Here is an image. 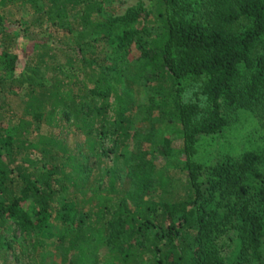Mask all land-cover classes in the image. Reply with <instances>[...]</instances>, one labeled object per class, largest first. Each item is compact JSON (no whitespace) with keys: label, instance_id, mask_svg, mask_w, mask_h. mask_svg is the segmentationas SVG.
<instances>
[{"label":"trees","instance_id":"16d2710c","mask_svg":"<svg viewBox=\"0 0 264 264\" xmlns=\"http://www.w3.org/2000/svg\"><path fill=\"white\" fill-rule=\"evenodd\" d=\"M2 1H41L32 24L42 34L0 15V229L11 219L67 237V264H264V132L208 163L192 158L237 110L264 118V0H155L154 32L133 8L106 12L105 0ZM140 76L150 104L138 100ZM192 80L206 108L179 100ZM149 109L158 120L141 135L134 123ZM69 133L83 135L86 154ZM105 137L123 166H101ZM150 152L188 155L180 187ZM48 218L59 230L47 231ZM31 248L26 264H44Z\"/></svg>","mask_w":264,"mask_h":264},{"label":"rangeland","instance_id":"374dc122","mask_svg":"<svg viewBox=\"0 0 264 264\" xmlns=\"http://www.w3.org/2000/svg\"><path fill=\"white\" fill-rule=\"evenodd\" d=\"M154 2L155 0H105L103 2V9L106 12L111 13L112 15L123 14L128 8H133L138 13L139 17L143 24L147 26L151 32H154V24L150 19L154 16ZM41 6V7H40ZM40 8H42V2L38 1V4L34 2H14L7 1L3 2L0 0V15H3L6 20L15 22L13 24L12 30L15 31V27L19 26H28L31 34L41 35L42 29L39 26L32 24L35 18L40 13ZM10 27V28H11ZM139 54L138 49L132 45L128 51V58L130 60L136 58ZM132 62L127 66L128 71L132 70ZM137 65V64H136ZM137 68H141L140 65H137ZM146 75H149V69H147ZM138 92L137 97L141 104H150V94L151 87L150 82L146 80L145 76H140L138 79ZM136 87V86H135ZM19 100L20 97L16 99L14 96L11 97V102L15 114H19ZM179 100L183 102L187 101H198L199 105L202 108H206L208 103L206 98L200 92L199 81L192 80L185 87L184 91L180 94ZM144 108V107H143ZM149 109V112L145 114L144 119L135 120L134 126L142 134L149 132L151 130L150 126L152 122L158 120V112L155 110ZM13 114V117L15 116ZM9 119V125L14 123V119ZM34 131L44 130L45 126H39L37 123H34ZM264 132V118H260L257 114L251 113L248 110H237L233 119L222 129L219 133L209 134L200 136L198 142L196 143L195 152L192 155L193 159H199L203 163H208L214 160L217 154L230 150L239 151L244 147L251 138H258V136ZM166 134L171 136L172 145L177 148L182 144V138L178 136L172 128H168L165 131ZM83 135L78 133H69L67 135V141L70 146L75 147L77 150L87 153L83 147ZM140 145L142 149L147 147L148 141L146 139L140 140ZM112 145L108 137L103 139L104 154L102 156L104 162L101 163V166L104 167L105 164H114L113 155L114 151L109 150V147ZM232 145V146H231ZM231 151V150H230ZM151 165L154 167H165L168 172L174 178V186L177 188L181 185V180L185 178L186 170L182 168L184 160L187 159L188 155L176 153L174 156L166 155L159 156L157 153H148L147 154ZM92 159V157H91ZM117 166H123V159L119 158L115 163ZM114 164V165H115ZM127 167V166H126ZM127 170V168H125ZM130 169V167H129ZM128 171V170H127ZM130 171V170H129ZM124 173H122V178ZM158 191L156 183L153 184L152 190L149 195L155 194ZM47 231L56 232L59 230L60 225L56 219L48 218L45 224ZM224 239L221 237L219 241ZM223 244L225 240H222ZM32 242L37 244V250L40 254V259L44 264H67V259H72L73 254L66 253L67 247V237L58 238L56 234L52 236H46L44 231L40 230H30L28 232H22L17 223L11 219H7L6 224L3 228L0 229V248L5 249L4 256L0 254V264H26L28 260L27 252H31ZM225 245V244H224ZM227 246V244H226ZM226 246L223 249L226 251ZM104 248H102L103 250Z\"/></svg>","mask_w":264,"mask_h":264}]
</instances>
